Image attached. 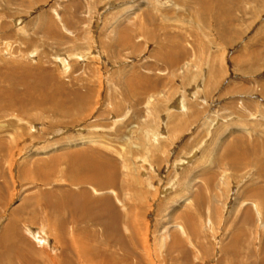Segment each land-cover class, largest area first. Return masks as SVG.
<instances>
[{
    "label": "rangeland",
    "instance_id": "374dc122",
    "mask_svg": "<svg viewBox=\"0 0 264 264\" xmlns=\"http://www.w3.org/2000/svg\"><path fill=\"white\" fill-rule=\"evenodd\" d=\"M6 63L25 83L48 74L62 104L0 110V236L19 220L9 234L22 256L38 252L32 264H89L75 238L83 224L61 231L33 208L41 191L61 194L59 206L84 190L118 211L109 230L85 223L92 264H264L263 212L242 193L264 188L251 161L264 158V0H0ZM71 154L105 156L113 183L69 184ZM34 163L48 181L17 178ZM3 253L0 264H19Z\"/></svg>",
    "mask_w": 264,
    "mask_h": 264
},
{
    "label": "bare ground",
    "instance_id": "6f19581e",
    "mask_svg": "<svg viewBox=\"0 0 264 264\" xmlns=\"http://www.w3.org/2000/svg\"><path fill=\"white\" fill-rule=\"evenodd\" d=\"M218 23H219V21H218ZM171 60H172V58H169V61H171ZM13 66H11L10 64L8 65L7 63L4 65V67H3V68H5L4 73H8V74L7 75L5 74L6 80L0 79V81H6L7 83L9 82L10 84H15V85L19 84L23 87V89L21 88L22 90L18 91V89L16 87H12L9 89H7V88L4 89V88L0 87V98H1V96L5 95V94L7 95V93L12 94L11 97H9L7 95L9 98L7 101L0 102V110L11 108V109L17 110L18 112H21L22 114H25L26 116H31V114H29V110L32 109V107H34V106H40V107H45V108L49 107V108L53 109L54 111H56V113L57 112L60 113V108H61L62 104L61 103L59 104L58 101H54V99H55V93L54 92L57 90H54V92H53V91H50L48 89L49 87L46 83V81L48 80V77H49L48 74L44 73V76H42V78L37 79L39 81H36V82L34 81L33 83H31V82L25 83V78L23 75H15V77L13 79V77H12L14 74V72H13V74H11V76H10L9 72L11 70L16 71V69L13 68ZM19 67L24 68L26 66H19ZM3 68L0 69V73L2 72ZM38 68H39V66H38ZM31 72H32V70H31ZM29 74L31 75V73H29ZM1 75H0V78H1ZM41 75H43V74H41ZM11 77L13 79V82H10ZM19 78H21V79H19ZM16 79H19V80H17L18 83H16ZM47 103H50V105ZM236 144L241 145L242 143H236ZM226 146H227V143H226ZM243 147L244 146H242L241 149L239 148L235 152L234 156L235 155L238 156L240 154L241 155L240 158H242V157L245 158V151H244ZM263 150H264V147H263ZM229 151H227L225 153V156H227L228 158L230 157L229 154H227ZM73 154H82V152L73 153ZM73 154L70 155L72 157L67 159L70 161L69 162L70 168L68 170H66V172L64 171V173L62 174V175L66 174L67 178L70 181L73 180V182H68L69 184H75L78 186L77 182L78 183H81V182L92 183L93 184L92 186L94 188L96 187L95 188L96 191H97V189L99 191L100 190L102 191L103 189L107 188V186H110L113 183L114 179L112 180V177H110L112 175L109 173V167L107 165V161L104 160L105 156H100V155H99V157L89 156L90 157L89 159H87V157L85 159H80V158H82V156H81L77 162L76 159L74 158V156H76V155H73ZM86 154L88 155V153H86ZM258 156H259L258 153H257V155L256 154L253 155L251 158V161H253V163L258 162L257 164H255L254 168H256V172H257L258 177L262 181H264V158H262V157L258 158ZM237 161H239V163H240L242 160L237 159ZM35 165H36L35 163H34V167L29 165L30 167H28V168L26 167V169H23V171L18 172L17 178L21 181L23 179V177L30 174V175H32V180H35V181L36 180H38V181L42 180L43 181L45 179V175L47 173L45 170H43L40 167V165H38V166L37 165L35 166ZM54 168L55 167H52V166L49 167L50 172H52L54 170ZM74 171H76V172H74ZM54 172H56V171H54ZM49 176H48V178L45 179L46 181H48L50 179ZM210 177L211 176H209V178ZM171 185H172V183H171ZM263 189L264 188L261 186V187L250 188L248 190H246L244 188V190L242 191V193H244L243 201H246L245 199H247L250 194H253V193L255 194L256 198L250 199V200H251L252 204L255 203V205L254 204L253 205L256 207L257 211L260 214L263 212L261 214L262 218L264 217V207L262 206L264 204V202H262V201L260 202L259 198H260V196H262L264 194ZM86 191L87 190L82 191L80 193V195L76 194L78 196L77 199H73L72 196H75V195H73L75 193H72V191H71L70 194L72 196L68 194V200L63 205L60 202L59 206H58L59 203H57V202L53 203L51 198H56L55 195H58L56 200H58V199L60 200V198L62 197L61 194H57V192L53 194V191H50L48 193L46 191H41V192H39V196L42 197V199H40L39 202L42 203V205H39L38 200H37V202H35V205L33 206V208L34 207L37 208L38 206H40V207L42 206L43 208H45V210H48L50 212V214H52V218L50 216H47L46 214H44L42 221L43 220L47 221L49 226H51L53 228L57 227L61 231L63 229H65V226H67L66 223H68V221H70L72 223V225L77 224L76 230L82 229V227H78L82 223L83 224L82 226L84 227L82 230H84V231H82V230L78 231L77 235L79 237L75 236V238L77 240L76 241L77 244H79L81 246L80 248H82V250H80V251H81L82 255L84 256L85 261L89 264H92V259L94 257H91L90 252H89L90 254L88 253L89 255H87V253H86L87 251L85 252L84 250H87V248L85 247L87 242L90 241V244H93L95 242V240L93 238L89 239L88 236H85L83 238L81 237V235H83L82 232L88 233V231L91 230V229H88L85 227L86 226L85 223H87L86 221L90 220L92 217L93 218L95 217V218H98V220L100 221V224H102L104 230H109L110 226L111 225L114 226L116 223L114 221V219H115V216L117 215L116 213L118 211L116 212V210L114 208L115 205L113 206V204L111 203V199L107 195H103L100 197H94ZM44 192H46V193H44ZM258 195H260V196H258ZM73 201L75 204H73ZM76 202H82V204L80 205L81 206L80 208L83 210L86 209V207L84 205H87L88 211H86V210L85 211H83V210L79 211L80 209H77V207H79V206H78V204L76 205ZM200 203H201V201H200ZM32 205H33V203L30 201V199H28L27 202L25 203V207H27L29 210H33L32 208H30ZM250 208H251L250 205L246 204V207L244 208V211H243V219L246 220L244 222H248L247 220H251L250 214H252V210ZM64 209H67L68 211H66ZM260 209L262 210V212L260 211ZM244 213H245V215H244ZM182 214H184V213H182ZM65 215L68 216V219H66ZM188 215L186 214V216H188ZM182 217H184V216L182 215ZM176 218H177V216H176ZM17 221H19V220H14V219L10 218V220L6 223V226H4V229H3L4 231L0 236V245H2V248L4 250L3 255H9V254L11 255V254L17 253L16 255H18L20 258H23V261H22L23 264H32V262L34 261V256L36 254H38V252L32 248L31 249L32 253L25 255V256H22L23 252L20 251V249L14 245L13 239L10 237V234H9L10 230H12V231L18 230L17 226L19 224H17ZM31 223H33V221H31ZM80 232H81V234H80ZM89 234L95 235L94 232H90ZM62 237H63V235H62ZM62 237H60V239ZM94 237H96V235ZM174 237H176V236H174ZM233 237H234L233 241H236L238 239V234L235 232V235H233ZM175 239H177V238H175ZM57 240L59 242V239H57ZM79 245H78V247H79ZM177 249H180V251H183V250H185V247L181 244V246L179 245V248H177ZM63 255H66V254H63ZM0 256L2 257L1 254H0ZM20 258H17L18 263L22 264L20 262ZM115 258H120V257H115ZM61 259L65 260L64 258H61ZM111 260L114 262L116 261V259H111ZM124 263H125V261H124ZM127 263H129V262H127Z\"/></svg>",
    "mask_w": 264,
    "mask_h": 264
}]
</instances>
